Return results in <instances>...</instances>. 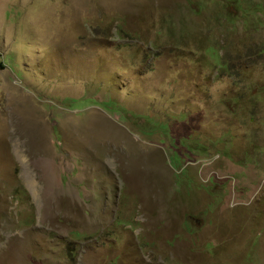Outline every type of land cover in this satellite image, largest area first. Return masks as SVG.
Wrapping results in <instances>:
<instances>
[{
    "label": "rangeland",
    "instance_id": "1",
    "mask_svg": "<svg viewBox=\"0 0 264 264\" xmlns=\"http://www.w3.org/2000/svg\"><path fill=\"white\" fill-rule=\"evenodd\" d=\"M0 264H264V0H0Z\"/></svg>",
    "mask_w": 264,
    "mask_h": 264
}]
</instances>
